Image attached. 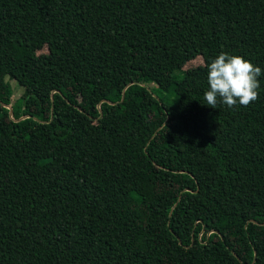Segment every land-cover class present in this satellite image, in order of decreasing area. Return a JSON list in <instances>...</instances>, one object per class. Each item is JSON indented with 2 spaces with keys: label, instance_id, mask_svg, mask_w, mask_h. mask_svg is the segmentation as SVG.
Instances as JSON below:
<instances>
[{
  "label": "trees",
  "instance_id": "1",
  "mask_svg": "<svg viewBox=\"0 0 264 264\" xmlns=\"http://www.w3.org/2000/svg\"><path fill=\"white\" fill-rule=\"evenodd\" d=\"M221 51L264 69V0H0V264H264V75L203 104Z\"/></svg>",
  "mask_w": 264,
  "mask_h": 264
},
{
  "label": "clouds",
  "instance_id": "2",
  "mask_svg": "<svg viewBox=\"0 0 264 264\" xmlns=\"http://www.w3.org/2000/svg\"><path fill=\"white\" fill-rule=\"evenodd\" d=\"M264 69L239 54L221 51L207 64V89L203 99L208 106L217 103L232 107L247 106L257 99Z\"/></svg>",
  "mask_w": 264,
  "mask_h": 264
},
{
  "label": "rangeland",
  "instance_id": "3",
  "mask_svg": "<svg viewBox=\"0 0 264 264\" xmlns=\"http://www.w3.org/2000/svg\"><path fill=\"white\" fill-rule=\"evenodd\" d=\"M194 61L188 63L185 66V68H188L189 66H192L194 64L193 63ZM200 61H201V59L196 60L195 64L199 63ZM7 81L11 85L13 93H12L11 99L9 101H3L2 106H1V108L3 110H9L11 108V105H12L13 102L21 103L22 102L23 91H24V89L22 87L18 86L15 83V81L10 80L8 78H7ZM148 86L156 87L157 85L154 82L150 81V82H148Z\"/></svg>",
  "mask_w": 264,
  "mask_h": 264
},
{
  "label": "water",
  "instance_id": "4",
  "mask_svg": "<svg viewBox=\"0 0 264 264\" xmlns=\"http://www.w3.org/2000/svg\"><path fill=\"white\" fill-rule=\"evenodd\" d=\"M10 111L12 112V109L10 108Z\"/></svg>",
  "mask_w": 264,
  "mask_h": 264
}]
</instances>
